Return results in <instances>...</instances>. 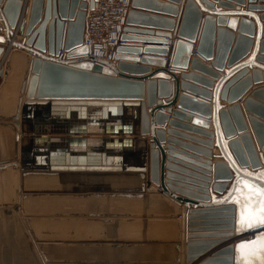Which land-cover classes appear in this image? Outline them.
I'll use <instances>...</instances> for the list:
<instances>
[{
	"label": "water",
	"instance_id": "water-1",
	"mask_svg": "<svg viewBox=\"0 0 264 264\" xmlns=\"http://www.w3.org/2000/svg\"><path fill=\"white\" fill-rule=\"evenodd\" d=\"M166 1L170 3L132 0L121 41L162 46L173 40L170 67L190 70L179 76L173 75L167 68L168 61L161 59L171 52L166 47L119 45V61L109 68L89 59H60L62 44L66 57L87 53L82 36L86 14L94 0H31L27 24L22 13L24 0H0V44L8 42L11 48L5 52L0 47V140L3 132H9L12 139V152L0 154V264H236L237 246L222 244L234 236L239 224L237 206L230 198L238 176L264 173L257 153V148L262 150L264 158V87L242 98L252 79H262V68L254 66L250 72L245 67L232 77L235 71L219 74L215 70L223 71L226 62L232 66L248 54L254 22L246 16L253 15L212 11L215 3L233 8L229 0ZM231 1L242 6L246 0ZM247 2L248 11L264 7L260 5L264 0ZM201 4L207 9L203 17ZM237 24L239 30L234 34ZM15 31L24 37L22 41L14 39ZM135 33L161 38L131 35ZM193 50L210 65L193 57ZM258 59L264 61V57ZM151 66L157 69L151 72ZM179 90L211 100L212 104L180 94ZM219 97L226 100L227 107L218 104ZM238 100L241 105L236 103ZM155 104L159 107L152 109ZM173 104L204 120L172 109ZM209 119L213 131L207 130ZM110 122L119 125L113 128ZM165 122L167 130L161 127ZM92 133L137 137L94 138L88 146L86 135ZM51 134L65 137H42ZM148 134L152 141L148 143L150 156L145 165ZM213 143L222 161L213 164L212 181L208 176L212 165L209 148ZM166 160L167 170L187 177L172 171L163 173ZM61 176L84 178L92 184L56 190L25 186L33 177ZM111 178H137L139 183L106 185L104 182ZM178 179L185 184L178 183ZM208 188L223 197L217 203L206 204L213 201ZM50 192L71 193L86 205L61 213L65 221L75 222L69 233L73 235L52 229L49 212L28 210V203L41 201ZM150 196H157L156 201L164 200L179 211L167 219L174 224V237L171 235L169 243L159 246L169 248L173 255L149 260L123 256L126 248L157 246L135 243L152 238L135 235L147 221L144 213L129 209L132 201ZM173 199L186 203L185 207L180 209ZM191 200L204 203H192L194 207L187 211L189 234L184 242V212ZM262 231L252 232L257 236ZM216 247L211 257L201 258ZM51 249L59 253L51 254ZM69 249L86 254L71 257L62 253ZM108 251L121 252V256L109 257Z\"/></svg>",
	"mask_w": 264,
	"mask_h": 264
},
{
	"label": "rangeland",
	"instance_id": "rangeland-1",
	"mask_svg": "<svg viewBox=\"0 0 264 264\" xmlns=\"http://www.w3.org/2000/svg\"><path fill=\"white\" fill-rule=\"evenodd\" d=\"M27 0H24V4ZM11 49L9 46H6L5 52L7 49ZM3 59V58H2ZM1 64V63H0ZM1 83V78H0ZM56 135V134H54ZM60 135V134H59ZM92 137L100 138L102 135L101 133H92L90 134ZM12 152V139L9 132H3L1 135L0 140V154L6 155ZM89 180L79 177H73V176H61V177H33V179H29L25 186L26 187H33V188H44V189H63L66 187H71L73 185H91V182H88ZM99 180L96 179L97 183ZM102 181V184L110 185V186H134L139 183L137 178H111L107 182ZM19 185L20 182L18 181ZM8 187V183L7 186ZM157 196H150L146 198L143 201H132L133 205L129 206V209L136 212V213H144L143 218L146 219L147 222L144 224H141L140 228H138L135 231V235L140 238H152L151 240H141L139 243L143 246L150 244V245H157L156 247L152 248H126L128 250L123 252V256H129L133 257L135 259L140 260H149V258H158L161 257L162 259H168L173 255V252L169 250V248H161L159 247L162 244L169 243L170 237H174L175 235V227L173 223L168 222L167 219L171 218L172 213L176 214L179 213V211H176L175 208L171 207L167 202L164 200H157ZM154 198V199H152ZM39 199V198H36ZM81 200H76L75 196L71 193H65V194H57L54 192H50V195L41 197V201H31L28 203V210H38L40 212L50 213L52 222L51 227L52 229H56L58 231H66L67 235H73L69 234L71 233L72 228L75 226L74 221H65L62 211L64 209H72L76 207H83L86 205H81ZM57 215H63V216H57ZM141 218V217H139ZM178 218H180V215H178ZM176 219V218H173ZM154 220V221H152ZM151 221V222H148ZM36 225L38 226V222ZM77 226V224H76ZM64 234V233H63ZM54 235V234H52ZM64 237V235L62 236ZM229 242V241H228ZM51 254L59 253L58 251H55L54 249H51ZM62 253H65L67 256H79L86 254V251H75L74 249L64 250ZM94 254H97V252H92ZM121 252H109V257H119ZM207 254V253H206ZM204 254L201 258L203 259L205 257ZM150 264V263H147Z\"/></svg>",
	"mask_w": 264,
	"mask_h": 264
},
{
	"label": "crops",
	"instance_id": "crops-1",
	"mask_svg": "<svg viewBox=\"0 0 264 264\" xmlns=\"http://www.w3.org/2000/svg\"><path fill=\"white\" fill-rule=\"evenodd\" d=\"M157 1H160V2H165V3H170V2H168V1H166V0H157ZM229 3H232V5H233V8H226V7H221V6H219L218 5V3H215L214 4V9L215 10H212V11H217V12H221V13H231V12H233V11H237V12H247V13H250L251 15H253V17H248V16H246L248 19H250L251 21H253L254 22V26H253V32H252V41H253V43H252V46H251V48H250V50H249V52H248V54L247 55H245L243 58H241V59H238V60H236V61H234V63L232 64V66H228L227 65V62L224 64V68H223V71H220V70H215V71H217L219 74H224V72L225 71H227V70H229V71H235L234 73H232L231 75H230V77H232L233 75H235L238 71H242V69H244L245 67H248L249 68V71L251 72V70L253 69V67L254 66H259L260 68H262V72H261V75H262V79L260 80V81H254V79H252V83H251V86H250V88H249V90H248V92H246V94L242 97V98H244L246 95H248L249 93H250V91H252L253 89H255V88H261V87H264V61H262V60H260V59H258V57H264V51H261V41L262 40H264V7L262 8H257V9H255V10H252V11H248L247 10V5H248V2H247V0L245 1V4L244 5H242V6H239L238 5V3L237 2H235V1H231V0H229ZM202 6V17L204 16V15H206V12H205V10L207 11V9L204 7V5L203 4H201ZM260 5H264V4H260ZM181 5L180 4H178L177 5V7H180ZM239 8L240 10H235L236 8ZM146 13H152L153 14V12H146ZM156 15H162V14H156ZM211 15H213V14H211ZM26 16H28V15H26ZM166 17H169V16H166ZM213 17H217L216 15H213ZM241 17V16H240ZM174 19H176V18H174ZM215 24L217 25V22H215ZM201 25H202V22H201ZM201 25H200V28H201ZM143 29H152V30H154V31H163V30H158V29H153V28H143ZM239 30V24H237L236 25V27L234 28V34H236L237 33V31ZM170 33H173L172 31L170 32ZM131 35H135V36H139V37H149V38H161V37H158V36H152V35H142V34H137V33H135V34H131ZM14 39L16 40V41H22L23 39H24V37L23 36H20V35H18V33H17V36H15L14 37ZM177 38H175V40H176ZM173 41V40H172ZM9 44H8V42H6L5 44H0V46L1 47H4V51H5V49H6V46H8ZM124 45H126V46H133V47H141V48H143V47H146V46H149V47H163V46H157V45H154V44H148V43H143V42H138V41H132V42H126ZM195 45L193 44V47H194ZM10 47V46H9ZM4 53V52H3ZM2 53V54H3ZM192 56L193 57H196L199 61H201L203 64H205L206 66H209L210 65V61L209 60H205L204 58H202L199 54H197L194 50L192 51ZM138 57H144L143 55H139ZM145 57H149V58H154V56H145ZM2 58V57H1ZM0 58V59H1ZM227 60H229V58L227 59ZM2 62V61H1ZM167 68H171V69H176V70H172L173 72H175V73H182V72H188V71H190L189 69H180V68H172V67H170V64L168 65V67ZM157 68L155 67V66H151V72H153V71H155ZM177 69H179V70H181V71H178ZM170 70V69H169ZM171 71V72H172ZM172 72V73H173ZM150 74V73H149ZM174 74V73H173ZM146 75H148V74H146ZM174 75H176V76H179L180 74H174ZM230 77H228L227 79H225L223 82H222V84H221V87H222V85L225 83V82H227V80L230 78ZM217 81V79H214V82H216ZM220 87V88H221ZM179 93L180 94H183V95H186V96H188V97H191V98H193V99H196V100H198V101H201V102H205V103H209L210 105L212 104V102H211V100L210 101H207V100H205V99H203V98H201V97H198V96H195V95H193V94H190V93H187V92H183V91H181V90H179ZM164 102H165V99H162ZM236 103H238V104H240L241 105V100H238ZM218 104L220 105V106H224V107H227L228 106V104L226 103V100H222V99H220V97L218 98ZM157 107H159V105H157V104H155L154 106H152V109H156ZM171 108L172 109H175V110H177V111H179V112H181V113H183V114H186V115H189L190 117H193V118H197V119H203L204 120V118H202V117H200V116H198V115H195V114H192V113H189V112H186V111H183V110H178V109H176V104H173L172 106H171ZM149 110V109H148ZM243 112L245 113V111L243 110ZM170 115V114H169ZM246 116V115H245ZM207 121H209V123H210V126L208 127V131H213V126H212V120L211 119H209V120H207ZM119 125V123H114V122H110L109 123V126L110 127H113V128H116L117 126ZM164 130H167V128H168V125H167V122H165L164 124H163V126H161ZM173 129H176V128H173ZM177 131H180V132H183V133H187V134H189V135H191V136H195V137H202V138H204L203 136H201V135H198V134H195V133H193V132H189V131H186V130H180V129H176ZM20 135H23L21 132H20ZM168 135L169 134H166V137H168ZM55 137V138H61V137H63V135H48V137ZM88 137H91V138H96V137H92V135H90V136H88ZM102 137H111L110 135H102L101 136V138ZM112 137H114V136H112ZM115 137H130V138H135V137H137V136H135V135H132V134H122V135H119V136H115ZM146 137V141L147 142H150V141H152V138H151V135H147V136H145ZM214 141V140H213ZM162 145V149H163V154H164V156L163 157H165V147H163L164 145H165V143H163V144H161ZM210 149V154H211V156H210V161H211V163H212V165L210 166V176H208V177H210L209 179H211L212 181H213V179H214V170H213V164L215 163V162H220V161H222V158L220 157V151H219V149H218V147L216 146V144L215 143H213V145H212V147H210L209 148ZM257 153H258V155L260 156V160H261V162L264 164V158H263V156H262V153H263V151L262 150H259L258 148H257ZM178 156H180V155H178ZM180 157H183V156H180ZM166 158H167V156H166ZM183 158H185V157H183ZM161 160H162V155H161V152L159 153V161L161 162ZM180 161H182V160H180ZM167 163V160L165 161V162H163V165H164V168H163V173H166L167 171H172V170H167L166 169V167H165V164ZM181 163H183V162H181ZM185 163H188V162H185ZM185 163H183V164H185ZM185 165H187V164H185ZM192 165H194V164H192ZM181 167H185V166H181ZM186 168V167H185ZM248 170H250V168L248 167L247 168ZM172 172H174V173H176V174H178V175H181L182 177H187L186 175H185V173H181V172H178V171H172ZM212 181L211 182H209V187L211 186V184H212ZM178 183H180L181 185H184L185 184V182L183 181H180L179 179H178ZM231 183V182H230ZM230 183H229V185H230ZM188 185V184H187ZM191 187V186H190ZM208 189H210V188H208ZM174 195H179V194H174ZM210 196H211V199L213 200V201H210V202H208V203H206V204H213V203H217V201L216 200H218V199H221L223 196L222 195H219V194H217V193H215V192H213L211 189H210ZM178 197H182V196H178ZM192 202H190L189 204H188V206H186V210L188 211L190 208H192V207H194V205L192 204V203H204V202H196L195 200H191ZM174 202L176 203V204H178L179 205V207H180V209H182L183 207H185V205H186V203H182V202H176V200H174ZM236 206H237V210H238V217H239V213H240V209H239V206L236 204ZM188 213V212H187ZM187 213H186V215H187ZM188 219H186V226H185V232H184V236H185V240L187 241L188 239H187V236H188V234H189V232H188ZM239 227V224L237 225V227H236V229H235V231H234V236L232 237V239L231 240H229V242L228 243H230V244H232V245H234L235 247L237 246V245H239V244H241V243H243V242H247V241H252V240H255L256 238H257V236L252 232V230H246V231H243V232H237V228ZM248 234H251V238L250 239H247L246 238V235H248ZM227 243V244H228ZM236 253V260H237V251L235 252Z\"/></svg>",
	"mask_w": 264,
	"mask_h": 264
},
{
	"label": "built area",
	"instance_id": "built-area-1",
	"mask_svg": "<svg viewBox=\"0 0 264 264\" xmlns=\"http://www.w3.org/2000/svg\"><path fill=\"white\" fill-rule=\"evenodd\" d=\"M131 1L94 0L93 8L87 11L82 36V45L86 46L87 53L66 57L62 44L60 56L58 57L63 60L89 59L94 64L107 68H109V65H116L119 61L116 58V48L119 45L125 44V42L121 41V35L124 33L123 29L126 26V18L131 8ZM26 3L30 4V0H27ZM15 34L17 36L16 31ZM162 46L171 50L168 56H161V59L167 60L169 65L174 50L173 42L171 40L169 44H162ZM177 70L181 71L179 69ZM246 238L250 239L251 234L246 235Z\"/></svg>",
	"mask_w": 264,
	"mask_h": 264
},
{
	"label": "snow or ice",
	"instance_id": "snow-or-ice-1",
	"mask_svg": "<svg viewBox=\"0 0 264 264\" xmlns=\"http://www.w3.org/2000/svg\"><path fill=\"white\" fill-rule=\"evenodd\" d=\"M230 198L240 209L238 233L264 229V173L238 176ZM236 251V264H264V231L255 240L237 245Z\"/></svg>",
	"mask_w": 264,
	"mask_h": 264
},
{
	"label": "bare ground",
	"instance_id": "bare-ground-1",
	"mask_svg": "<svg viewBox=\"0 0 264 264\" xmlns=\"http://www.w3.org/2000/svg\"><path fill=\"white\" fill-rule=\"evenodd\" d=\"M29 1V0H28ZM31 1V0H30ZM29 11H30V4H28V3H25V5H24V7H23V15L25 16V19H26V24H27V20H28V16H29ZM26 15H28V16H26ZM26 24H25V26H26ZM17 33H18V31H16ZM64 36H65V34H64ZM1 47V46H0ZM4 50V49H3ZM4 52V51H3ZM170 72L172 71V70H169ZM172 73V72H171ZM173 74V73H172ZM174 75V74H173ZM261 88H263V87H261ZM242 104V103H241ZM240 105V104H239ZM127 112H128V109H127ZM245 116V115H244ZM245 119H246V121H247V117L245 116ZM248 122V121H247ZM52 135V134H51ZM54 135V134H53ZM56 135H59V134H56ZM60 135H63V137H65V135L64 134H60ZM139 135V134H138ZM87 136V138H88V146H90L91 144H92V140L94 139V138H91V137H88V136H90V134H88V135H86ZM119 136V135H118ZM42 137H48V135H42ZM50 137V136H49ZM112 137V136H111ZM115 137V136H114ZM51 138V137H50ZM55 138V137H54ZM62 138V137H61ZM96 139V138H95ZM132 139H134L135 140V138L133 137ZM149 142H147L146 141V150L144 151V160H145V165H147V161H148V158H149V156H150V147H149V144H148ZM133 147H132V149H134L135 150V142H134V144L132 145ZM19 174H20V172H19ZM174 200V199H173ZM176 202H178V201H176ZM186 213H187V210H186V208H185V212H184V219H183V240H184V242L186 241L185 240V236H184V232H185V226H186V220H185V218L187 217V215H188V213H187V215H186ZM187 219V218H186ZM235 231V230H234ZM220 234H222V233H220ZM232 237L233 236H231L230 237V240L232 239ZM187 239H188V237H187ZM227 243H228V241H226V243H224V244H222V246L223 245H227ZM232 245V244H231ZM234 246V245H233ZM220 247V246H219ZM216 249H218V247H216V248H214V249H212V250H210V252H208L206 255H205V257H211L212 255H213V252H214V250H216ZM221 254V253H220ZM228 253H225V255H227ZM204 257V258H205ZM198 262L199 261H197L195 264H198ZM185 264V263H184Z\"/></svg>",
	"mask_w": 264,
	"mask_h": 264
}]
</instances>
